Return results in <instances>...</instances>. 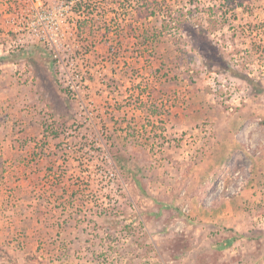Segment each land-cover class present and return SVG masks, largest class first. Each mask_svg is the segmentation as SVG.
I'll list each match as a JSON object with an SVG mask.
<instances>
[{
	"label": "rangeland",
	"instance_id": "obj_1",
	"mask_svg": "<svg viewBox=\"0 0 264 264\" xmlns=\"http://www.w3.org/2000/svg\"><path fill=\"white\" fill-rule=\"evenodd\" d=\"M148 1L185 20L153 47L143 0L68 7L108 108L89 127L43 46L10 45L25 0H0V264H264V0Z\"/></svg>",
	"mask_w": 264,
	"mask_h": 264
},
{
	"label": "built area",
	"instance_id": "obj_2",
	"mask_svg": "<svg viewBox=\"0 0 264 264\" xmlns=\"http://www.w3.org/2000/svg\"><path fill=\"white\" fill-rule=\"evenodd\" d=\"M83 2L85 3V0H70L69 2L58 0L59 4L53 8L54 6L50 7L49 5L42 7L41 0H25L23 5L25 8H29L9 16L11 25L8 26L7 31L11 34L6 35L9 38L14 35L13 40L10 39V45L14 44V47L32 46L37 43L43 46L50 56L56 83L71 103L74 116L83 126L93 127L95 120L99 116H104L105 110L108 108L104 103L96 104L97 93L93 90L91 80L85 73L82 61L79 60L82 59L81 54L75 55L73 49V41L76 40L73 36L72 26L69 25V20H72L68 15L71 13L69 8L71 6L78 8L82 6ZM77 11L78 14L82 12L81 9ZM75 28L77 30V26ZM140 101L142 100L140 99ZM112 102L111 104L114 106L120 104L118 98ZM131 106L135 107L136 105ZM125 108L123 107L121 111L123 112ZM137 111H139L137 108L134 110L132 108L130 117L135 118ZM163 116L162 112H158L155 117L163 119ZM150 119H152L150 111L141 113V124H145ZM133 122L137 128L140 126L135 120Z\"/></svg>",
	"mask_w": 264,
	"mask_h": 264
},
{
	"label": "trees",
	"instance_id": "obj_3",
	"mask_svg": "<svg viewBox=\"0 0 264 264\" xmlns=\"http://www.w3.org/2000/svg\"><path fill=\"white\" fill-rule=\"evenodd\" d=\"M155 1V0H154ZM143 2L145 3V10H140V9H138L137 8V10H138V14H142L143 16H150V15H152L153 17H154V20L155 21H157L158 19L160 20V18H162V22H163V24H162V27L160 28V29H157L156 28V26H153V28L151 29V34L149 33V32H147L148 30L147 29H149V28H146V35H145V33H144V30L143 31H141V34H140V36H139V38H138V42H139V44L140 45H142L144 42H145V40H148L149 39V37H150V40H151V43H152V47H153V44H156L158 41H159V39H160V37H161V35L166 31V32H170V31H172V30H177V29H179V25H181L183 22L182 21H185V20H181V19H177V18H174V16L172 15V10L171 9H169L168 11H167V9L165 10V12L160 8V6H159V8H158V10H159V12H158V10H156L157 9V7L158 6H156V5H153V4H155V3H157L156 1L154 2V3H151L150 4V2L148 1V0H143ZM158 5V4H157ZM151 6V7H150ZM163 8V7H162ZM168 20V21H170V22H164L165 20ZM139 27H137L136 28V31H138V33H139V29H138ZM118 30L120 31H122V28H119L118 27ZM192 31V30H191ZM137 33V32H136ZM150 35V36H149ZM145 46L147 47L148 46V44H145ZM138 100H140V98H137ZM136 106L138 105L137 103L135 104ZM156 108V107H155ZM155 108H149L150 109V113L152 114V115H156L159 111H158V109H155ZM134 120H131L130 119V121L127 123V126H128V128H127V132L129 133V135H130V137H133L134 139H136V136L138 135V129H137V127H136V124L133 122ZM145 124H146V126H145ZM145 124H141L140 125V129H141V131L143 132V130L145 131L146 130V127L147 126H149L150 124H149V121H147ZM150 127H152V125L150 126ZM141 135L143 136L144 134L143 133H141ZM146 135V134H145ZM149 138H146V137H144V140L147 142V141H149L148 140ZM142 145H144V146H146V144H142ZM52 171V170H51ZM50 171V172H51ZM86 179V178H85ZM32 183V182H31ZM34 183V182H33ZM60 182L58 181V180H55L54 182H52V184H51V187L54 189H51V188H48V187H45L44 185H42L43 187L42 188H39L38 190H36V189H34V188H32L31 189V195H33V198H35V196L39 199V200H41V201H47V199H48V197H47V189H50L52 192H54L56 189H57V185L59 184ZM47 188V189H46ZM35 190V191H34ZM26 210V209H25ZM25 213V212H24ZM29 214V213H28ZM24 215H26V216H28L26 213L24 214ZM47 220H45V224H47L48 225V221L46 222ZM66 221L64 222V227L66 228ZM52 225H54V224H52ZM52 225H49L50 227L52 226ZM58 225V224H57ZM59 226V225H58ZM60 227V226H59ZM233 242V240H232V238H230V239H226V244L228 243V244H231ZM227 244V245H228ZM8 257H10L12 260H14V262L16 263V259H14L12 256H10V255H8ZM34 256H26L25 257V259H30V258H33Z\"/></svg>",
	"mask_w": 264,
	"mask_h": 264
},
{
	"label": "crops",
	"instance_id": "obj_4",
	"mask_svg": "<svg viewBox=\"0 0 264 264\" xmlns=\"http://www.w3.org/2000/svg\"><path fill=\"white\" fill-rule=\"evenodd\" d=\"M4 53H6V51H5ZM4 65H5V64H4ZM7 65H8V64H7ZM223 151H224V154H225V152H226L227 150H223ZM223 151H222V152H223ZM219 153H220V152H219ZM219 153H217L215 156L213 155L212 157H219V155H220ZM221 157H223V156L220 155V158H221ZM210 158H211V157H210ZM216 160H218V159L215 158V161H216Z\"/></svg>",
	"mask_w": 264,
	"mask_h": 264
}]
</instances>
